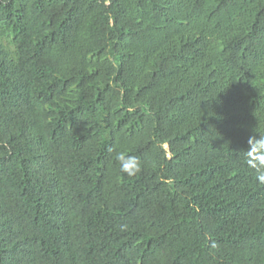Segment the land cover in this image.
<instances>
[{"label": "trees", "instance_id": "16d2710c", "mask_svg": "<svg viewBox=\"0 0 264 264\" xmlns=\"http://www.w3.org/2000/svg\"><path fill=\"white\" fill-rule=\"evenodd\" d=\"M260 135L264 0H0V264H264Z\"/></svg>", "mask_w": 264, "mask_h": 264}, {"label": "clouds", "instance_id": "9594fccd", "mask_svg": "<svg viewBox=\"0 0 264 264\" xmlns=\"http://www.w3.org/2000/svg\"><path fill=\"white\" fill-rule=\"evenodd\" d=\"M248 143L250 147L246 152V160L250 167L255 168L257 179L264 183V155H259V153L264 152V135H260L259 138L252 137ZM113 159L119 171L128 177H135L143 171L144 162L141 158L129 155L127 151H115Z\"/></svg>", "mask_w": 264, "mask_h": 264}]
</instances>
